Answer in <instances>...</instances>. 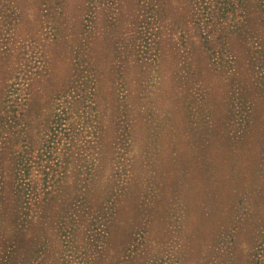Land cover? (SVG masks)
I'll return each instance as SVG.
<instances>
[{
	"label": "rangeland",
	"instance_id": "obj_1",
	"mask_svg": "<svg viewBox=\"0 0 264 264\" xmlns=\"http://www.w3.org/2000/svg\"><path fill=\"white\" fill-rule=\"evenodd\" d=\"M0 264H264V0H0Z\"/></svg>",
	"mask_w": 264,
	"mask_h": 264
}]
</instances>
